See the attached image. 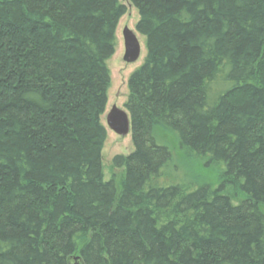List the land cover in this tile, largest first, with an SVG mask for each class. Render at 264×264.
Returning a JSON list of instances; mask_svg holds the SVG:
<instances>
[{
    "label": "trees",
    "instance_id": "obj_1",
    "mask_svg": "<svg viewBox=\"0 0 264 264\" xmlns=\"http://www.w3.org/2000/svg\"><path fill=\"white\" fill-rule=\"evenodd\" d=\"M133 150L103 180L118 0H0V264H264V0H126ZM181 151L216 188L159 184Z\"/></svg>",
    "mask_w": 264,
    "mask_h": 264
},
{
    "label": "rangeland",
    "instance_id": "obj_2",
    "mask_svg": "<svg viewBox=\"0 0 264 264\" xmlns=\"http://www.w3.org/2000/svg\"><path fill=\"white\" fill-rule=\"evenodd\" d=\"M125 8V14L120 18L115 31V48L110 60L106 66L110 73V86L107 91V103L105 113L101 116V123L106 131V140L101 151L103 180L108 181L112 175L116 178L117 187H119L120 172L111 168V161L117 155H128L132 150L131 134L121 139L105 125V115L111 107L124 110V103L128 95L127 80L129 75L140 66L144 58L143 38L135 31V25L138 21L137 11L126 1L118 0ZM127 28L135 33L139 42L141 53L137 62L127 64L123 61V39L122 30ZM154 138L157 144L168 147L171 152V160L163 169L159 184L182 185L187 189H193L198 185H208L216 188L220 182L219 177L223 169L222 165L207 164L208 159L196 157L193 154L181 151L174 133L165 132L161 129H155ZM264 212V210H263Z\"/></svg>",
    "mask_w": 264,
    "mask_h": 264
},
{
    "label": "water",
    "instance_id": "obj_3",
    "mask_svg": "<svg viewBox=\"0 0 264 264\" xmlns=\"http://www.w3.org/2000/svg\"><path fill=\"white\" fill-rule=\"evenodd\" d=\"M123 39V61L127 64H133L138 61L141 48L134 32L124 28L122 30ZM105 125L109 131L118 136L125 138L131 132L130 118L126 111L116 107H111L105 115Z\"/></svg>",
    "mask_w": 264,
    "mask_h": 264
}]
</instances>
